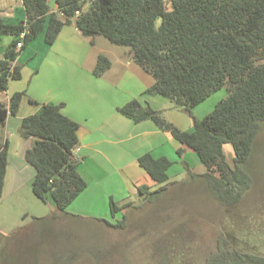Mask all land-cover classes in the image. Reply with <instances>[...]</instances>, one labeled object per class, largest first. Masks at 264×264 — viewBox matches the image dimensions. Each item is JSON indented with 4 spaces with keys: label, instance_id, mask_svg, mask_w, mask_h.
Segmentation results:
<instances>
[{
    "label": "trees",
    "instance_id": "1",
    "mask_svg": "<svg viewBox=\"0 0 264 264\" xmlns=\"http://www.w3.org/2000/svg\"><path fill=\"white\" fill-rule=\"evenodd\" d=\"M21 1L25 21L11 23L0 16V36L12 37L0 58V94L8 88L9 80L21 76V67L14 64L20 51L39 34L51 45L61 29L71 23L86 37L102 35L115 45L130 47L133 61L154 79L144 93L168 98L190 116L194 107L225 88L227 96L202 119L192 116V128L187 130L136 98L117 111L135 123L153 121L190 148L205 167L203 174H193V178L205 181L219 202L230 205L241 200L251 186V177L243 165L264 121V0H90L87 8V0H54L53 10L49 0ZM18 42L20 48L16 46ZM110 66V61L100 54L92 72L101 76ZM23 95V91H16L7 104L0 101L1 122L17 114ZM29 102L38 104V108L21 118L19 133L33 140L24 158L35 171L32 193L43 202L50 197L55 205L50 222L54 224L67 216L101 222L106 228H124L127 216L122 211L131 207L132 201L117 203L109 198L111 216L122 215L116 223L67 212L87 186L78 171L80 160L73 154L79 143V124L62 113V102ZM224 144L232 148L233 166L226 160ZM182 152V148L177 149L178 155ZM7 161L6 140L0 145V196ZM137 163L156 184L154 189L145 184L136 187L137 194L151 202L170 184L168 170L172 161L147 152L137 158ZM193 235L190 231L188 240ZM61 238L67 240L66 236ZM83 246L97 264L108 263L111 251L103 250L107 248L86 242ZM81 247L69 246L70 258ZM202 264H264V256L232 245L221 234L215 250Z\"/></svg>",
    "mask_w": 264,
    "mask_h": 264
},
{
    "label": "rangeland",
    "instance_id": "2",
    "mask_svg": "<svg viewBox=\"0 0 264 264\" xmlns=\"http://www.w3.org/2000/svg\"><path fill=\"white\" fill-rule=\"evenodd\" d=\"M5 3L6 0H0V4ZM7 3L12 7L19 6L15 0H7ZM53 3L54 0H49L50 7L54 6ZM89 3L90 0H87L86 8ZM166 8H169L168 4ZM159 23L160 20H157L156 24ZM66 27L68 30L76 28L74 23ZM5 38L8 37L0 36V58L3 56L1 47L5 44ZM34 39L36 40L32 42ZM34 39L25 46L26 55L35 51L38 40H44L42 35ZM71 45L65 43L64 47L84 50L88 56L84 65L85 68H90L91 73L98 56H105L113 65L112 69L109 71L108 68L97 77H102L111 84L115 80L109 76V72L119 74L120 71H130L131 68L140 69V73L146 74L154 81L148 72L133 61L131 48L128 46L115 45L102 35L90 38L81 33L73 42L74 47ZM56 50L57 48L53 47L51 54L57 52ZM37 53L39 54V50ZM38 54L34 59L23 61V64L20 62L26 66L23 79L9 80L8 88L11 93L15 92L12 89L17 85L28 88V72L31 73L34 67L41 65L37 60L41 59ZM138 78L145 82L144 78ZM138 87L142 88L140 84ZM25 93V99L22 105H19L20 109L18 108L19 113L11 115L9 123L0 121V145L7 140L11 152L15 138L22 137L19 133V117L36 111L34 104L28 102V91ZM226 96L225 88L212 93L193 108V118L202 119ZM166 102V107H175L172 101L166 99ZM168 111L161 110V114L170 121L172 111ZM177 114V121L181 122V125H184L185 120L192 121V116L182 110ZM191 128L192 126L189 129ZM223 149L226 160L233 166L234 153L231 146L224 144ZM186 152L190 154L184 155L182 152L180 155L176 154L175 159H170V184L161 196L148 202L135 192L128 198L133 201L132 206L135 207L129 206L122 211L127 216L124 228H106L101 222L82 221L79 217L70 219L67 216L61 217L53 224L50 222V216L55 211L53 201L49 197L43 202L35 196L34 200L30 201L27 197L29 186L28 189L27 186L20 189L16 198L1 200L0 232L3 234L0 237V264H97L95 259L83 250L85 242L99 244L100 248H107L103 250L111 251L107 264H202L206 256L215 250L217 238L221 234L226 236L232 245L264 256V121L254 141L252 153L243 165L251 177V186L236 204L226 205L219 202L205 181L199 177L193 178V174H203L205 167L191 149ZM117 185L118 183L111 186L114 200L122 203V198L115 194L118 193L117 189H120ZM99 206L105 208V204ZM66 210L74 214L72 210ZM104 215L99 218L111 223H116L122 216H111L109 212ZM190 231H193L194 235L188 240ZM62 236H66L67 240L62 241ZM80 245L82 249L77 253L76 249H73L76 254L70 258L68 247L76 248Z\"/></svg>",
    "mask_w": 264,
    "mask_h": 264
},
{
    "label": "crops",
    "instance_id": "3",
    "mask_svg": "<svg viewBox=\"0 0 264 264\" xmlns=\"http://www.w3.org/2000/svg\"><path fill=\"white\" fill-rule=\"evenodd\" d=\"M15 1H18L19 6L12 7L7 0L4 5L0 4V16L11 23L26 19L22 1ZM66 26L61 29L51 45L46 44L44 40L42 42L38 40L34 52L30 51V54L26 55V47L20 51L14 62L21 67L20 81L23 79L24 68H26L22 62L34 59L38 50V57L41 59L37 60L41 65L39 64L38 68L34 67L31 73L28 72L26 79L28 88L17 85L12 90L28 91V98L39 104L62 102V113L79 124L77 130L79 143L73 150V154L80 160L78 171L87 181V186L67 209L80 216L99 218L109 212V198L114 200V191L111 186L118 183L117 187L120 189H117L118 193L115 194L122 198L121 202L132 201L128 198L137 193V186L145 184L151 189L156 187L151 177L139 167L137 158L140 155L149 152L155 157L165 156L173 160L178 148L183 149L184 155L188 153L186 151H190V148L180 144L169 132L159 129L153 121L144 120L135 123L120 114L117 108L133 97L142 105H149L153 109L172 111L169 120L180 129H189L192 121L185 120L184 125H181V122L177 121V112L181 111L180 108L166 107L168 98L145 94V89L153 84V80L146 74L140 73V69L131 68L130 71H120L119 74L114 71L109 72V76L115 80L113 84L91 73L90 68H85L84 63H87L88 56L83 49L81 51L79 48H77L79 50H73L64 47L65 43L72 44L71 46L74 47L73 42L81 33L75 25L76 28H70L71 30H68ZM40 35L43 37V34ZM4 36L8 38H5V44L1 47L3 51L12 38L8 35ZM53 47L57 48V52L51 54ZM112 66L111 64L109 71ZM138 77L144 78L145 82L143 83ZM139 84L142 88L138 87ZM25 91H23V97L26 94ZM11 94L7 88L0 94V101L7 104ZM23 97L20 105L25 99ZM33 106L34 110H37L38 104ZM10 117L11 115L6 118L5 123H9ZM14 141L13 151L11 152L8 148V161L0 201L10 197L16 198L19 190L26 186V189L29 186L27 197L32 201L35 195L31 190V182L35 171L26 162L24 153L33 140L18 137ZM100 204H105V208H100ZM118 214L121 215V213Z\"/></svg>",
    "mask_w": 264,
    "mask_h": 264
},
{
    "label": "built area",
    "instance_id": "4",
    "mask_svg": "<svg viewBox=\"0 0 264 264\" xmlns=\"http://www.w3.org/2000/svg\"><path fill=\"white\" fill-rule=\"evenodd\" d=\"M20 36L22 37L23 33ZM16 46H17V48H20L21 47V42H18Z\"/></svg>",
    "mask_w": 264,
    "mask_h": 264
}]
</instances>
